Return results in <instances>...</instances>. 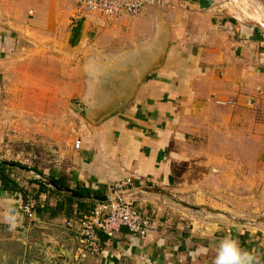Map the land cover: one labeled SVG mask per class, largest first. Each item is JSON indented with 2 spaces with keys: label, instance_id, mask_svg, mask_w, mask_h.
I'll return each mask as SVG.
<instances>
[{
  "label": "crops",
  "instance_id": "0c3cea01",
  "mask_svg": "<svg viewBox=\"0 0 264 264\" xmlns=\"http://www.w3.org/2000/svg\"><path fill=\"white\" fill-rule=\"evenodd\" d=\"M66 1L61 7L55 0H0L4 23H13L12 18L28 8L36 13L37 25L29 31L16 21L14 31L0 27V76L6 72L1 59L6 45L11 47L17 36L26 33L45 40L35 43L37 49L63 51L66 62H77L81 73L78 78L47 76L43 85H16L11 90L12 94H45L50 107L60 99L85 94L89 72L85 63L94 70L91 81L99 83L104 70L117 80L125 76L121 81L143 71L134 96L121 111L100 124H84L75 139H81L80 148L71 143L63 152L66 168L52 169L48 177L64 176L71 189L104 194L114 184L130 180L132 185L122 195L126 192L156 227L146 239L126 228L113 234L101 232L103 252L79 258V222L93 200L70 202L68 194L40 191L32 182L26 186L12 171L17 188H5L0 178V264H182L187 254L195 259L207 250L197 245L195 237L206 240L214 231L210 204H196V213L171 204L154 189L173 181L175 194H193L196 197L188 201L195 203L198 195L213 193L197 181L210 178L211 158L206 160L202 154L191 159L195 162L190 166L191 185L182 188L178 170L187 155L176 148L188 144L204 147L205 153L219 148L218 162L232 158L235 163H258L264 168V9L259 6L252 14L243 0H168L167 6L148 7L137 17L108 18L81 13ZM0 81L4 86L5 81ZM225 156L231 158L225 161ZM31 185L33 192L46 195L45 207L32 223L19 210ZM222 217L219 230L229 227V218ZM261 218L253 230L226 238L239 241L242 249L264 264ZM176 232L179 244L170 240Z\"/></svg>",
  "mask_w": 264,
  "mask_h": 264
},
{
  "label": "rangeland",
  "instance_id": "374dc122",
  "mask_svg": "<svg viewBox=\"0 0 264 264\" xmlns=\"http://www.w3.org/2000/svg\"><path fill=\"white\" fill-rule=\"evenodd\" d=\"M243 2V6L245 5L252 14H255L259 6L264 9V0H243ZM55 3L61 7L67 5L66 0H55ZM31 10L27 8L19 18H12L13 23L7 22L8 20L4 23L5 20L0 19V27L4 25L13 28L14 31L16 21L18 26L21 25L29 31L31 27L37 26L34 21L36 13ZM22 36H17L11 47L6 45L1 58L4 60L6 72L0 76L2 81H5L4 86L0 81V90H2L0 92V163L2 164L1 161L4 160L17 163L25 168H38L44 173L43 176L48 177L52 169L66 168L67 157L63 155V152L71 143L76 142L75 139L84 124H94L85 113L105 100L107 90L112 88L109 81L111 77L104 70L101 73V83L91 81L94 70L89 68L90 64L85 63L86 70L89 71L86 74L85 94L60 99L52 105L53 107L49 106L50 101L45 94H12L11 90L16 88V85L22 88L31 86V84L40 86L43 85L47 76L81 77V73L79 74L77 70V62L67 63L63 51L51 52L41 48L37 49L35 43L45 42L44 39L40 41L30 33ZM100 85L101 87L96 90L95 87ZM3 91L10 94H3ZM121 109L114 114L117 115ZM106 120L107 118L104 119ZM212 148L213 155L210 152L205 153L204 147L197 148L191 144L178 146L176 151L185 152L187 155V158H183L181 169L178 170L182 188H190L191 185L190 166H194L192 163H195L191 162V159L196 154H202L206 160L211 158L207 168L210 178L208 180L204 178L201 181L197 179V181L211 188L213 193L198 195V202L195 203L188 201L196 197L193 194H175L173 181L165 187L154 189L158 190L160 197L165 196L166 199L171 200V204L182 205L196 213H198L196 204L201 207L208 206L206 202L210 204L211 213L215 218L214 231L206 240L199 236L195 237L197 245L199 243L207 246V251L201 252L195 259L187 254V259L182 264H214L216 248L219 242L226 238V235L238 234L243 229L253 230V227L256 228L257 224H260L261 216L264 217V211L259 216L264 208V168L258 163H235V160L232 161V158L228 156L224 159L226 161L231 158V162H218V156L215 154L218 153L219 148ZM171 151H174V148H171ZM171 161L173 163L172 159ZM14 171L18 177L20 175L23 178L22 181L26 182V186L31 184L32 175L29 171L20 167H14ZM195 181L196 172L193 183ZM34 187L31 185L28 191H35ZM125 189L126 187L124 191ZM111 193L113 191L109 194ZM123 198L128 200L126 192ZM92 202H94L93 205L97 204L96 201ZM222 215L229 218V227L219 230L218 224L223 218ZM202 228L199 226V231ZM178 238H180L179 235ZM170 240L177 241V244L180 243L177 240V232L171 235Z\"/></svg>",
  "mask_w": 264,
  "mask_h": 264
},
{
  "label": "built area",
  "instance_id": "2783aa9c",
  "mask_svg": "<svg viewBox=\"0 0 264 264\" xmlns=\"http://www.w3.org/2000/svg\"><path fill=\"white\" fill-rule=\"evenodd\" d=\"M78 7L81 13H99L108 18L121 16L137 17L148 7L163 8L168 5V0H68ZM238 2V0H231ZM81 139H77L75 147L80 148ZM1 170V163H0ZM132 185L130 180L118 182L111 187L113 191H123ZM46 195L28 191L19 206L22 215L28 222H35L37 212L44 208ZM79 258L88 255H99L104 250V243L100 233L113 234L126 228L135 236L146 239L154 230L155 223L145 213L138 209L129 200H116L93 205L79 222Z\"/></svg>",
  "mask_w": 264,
  "mask_h": 264
},
{
  "label": "water",
  "instance_id": "95a60500",
  "mask_svg": "<svg viewBox=\"0 0 264 264\" xmlns=\"http://www.w3.org/2000/svg\"><path fill=\"white\" fill-rule=\"evenodd\" d=\"M150 8H157V7H150ZM161 61L158 64H160ZM151 68H153V66L146 67L144 68V70L148 71ZM143 76H144V72L143 71L141 72V70L136 74L134 73V75H130L128 78L126 77L124 81H121V79L124 78L125 76L123 77L120 76L119 80H117L116 76L112 77L111 75L110 76L111 80H109L111 86L110 85L109 86L112 88L107 90L106 95L104 96L105 100L102 103H100L98 106H94L91 110H89V112L85 113L87 118L94 124H100L102 121H104V119L116 113L119 109L124 107L129 102V100L134 96L136 92V88L140 84ZM1 162L2 164L11 168L20 167L26 169L31 173L32 177L36 181L44 184L46 187L52 189L57 193L68 194L73 198L93 200L96 201L97 203H104V202L124 199L122 195L123 191H116L111 194H103L99 196L84 195L77 190L71 189L67 186L60 185L55 180L45 177L37 173L33 169L25 168L23 166H19L17 163H12L9 161L3 160Z\"/></svg>",
  "mask_w": 264,
  "mask_h": 264
},
{
  "label": "clouds",
  "instance_id": "9594fccd",
  "mask_svg": "<svg viewBox=\"0 0 264 264\" xmlns=\"http://www.w3.org/2000/svg\"><path fill=\"white\" fill-rule=\"evenodd\" d=\"M214 264H259V261L252 253L242 249L239 241L225 238L216 248Z\"/></svg>",
  "mask_w": 264,
  "mask_h": 264
},
{
  "label": "trees",
  "instance_id": "16d2710c",
  "mask_svg": "<svg viewBox=\"0 0 264 264\" xmlns=\"http://www.w3.org/2000/svg\"><path fill=\"white\" fill-rule=\"evenodd\" d=\"M33 170L37 171L39 174L41 175H44V173L39 170L38 168H33ZM14 171V168H11V167H8L4 164H1V170H0V178L3 182V185L5 188H12V187H15L17 188V183H15L14 180L11 179L10 177V174L11 172ZM51 179L55 180L57 183H59L60 185H64V186H69L67 181H66V178L63 176V177H60V178H55L54 176H50ZM31 182L32 183H35L39 186V189L40 191H49L50 193L52 194H59V193H56L55 191L51 190V189H48L44 184L34 180V179H31ZM82 194L84 195H89V196H99V195H103L104 193H101V192H93L87 188H79L78 189ZM27 191L25 192V195H26ZM66 199L70 202H80V200H77L69 195H65ZM25 198V196H24ZM23 198V199H24ZM82 203V202H81ZM84 204V203H82Z\"/></svg>",
  "mask_w": 264,
  "mask_h": 264
}]
</instances>
